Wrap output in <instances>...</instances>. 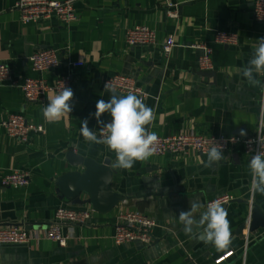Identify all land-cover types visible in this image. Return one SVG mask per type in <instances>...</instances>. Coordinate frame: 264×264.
I'll list each match as a JSON object with an SVG mask.
<instances>
[{
  "label": "crops",
  "instance_id": "obj_1",
  "mask_svg": "<svg viewBox=\"0 0 264 264\" xmlns=\"http://www.w3.org/2000/svg\"><path fill=\"white\" fill-rule=\"evenodd\" d=\"M16 1L0 0V61L17 81L0 85V227L21 224L31 235H43L53 223L54 210L68 205L55 193L54 181L64 172L83 169L68 163V150L96 160L110 156L113 186L122 187L128 196L121 205L141 210L155 225L149 245L116 244L113 226L121 205L107 213L92 210L86 224L62 227L66 246L44 237L28 244L2 245L0 264H214L228 251L232 253L220 264H264V231L261 235L256 230L248 233L247 227L244 234L239 231L248 217L251 194L264 211V194L251 188L250 156L234 152L209 164L207 154L190 149L181 155L150 156L130 169L116 168L115 151L87 141L81 133V120L88 118V127L98 135L103 124L89 114L95 112L98 99L110 98L103 81L118 73L131 76L147 92L143 101L152 109L153 119L145 127L159 136L194 132L246 138L259 123L264 126L262 75L254 72L260 83L253 84L241 74L258 38L264 37V22L252 16L253 0H76V17L68 23L55 17L23 23ZM166 1L180 2L176 16L169 14ZM140 24L154 30L156 42L127 45L126 30ZM217 30L236 33L237 44H217ZM169 36L174 46L166 55L161 45ZM199 41L212 49L209 70L199 68L202 51L190 46ZM44 49H56L60 63L38 74L26 57ZM70 61L83 65L72 66ZM38 75L50 84L59 76L70 77L72 111L58 121L49 122L43 115L56 93L28 101L18 85ZM10 113H22L42 124L44 132L30 134L26 143L9 136L1 122ZM101 118L106 122L111 117L102 114ZM14 169L29 172L26 186L2 185V177ZM224 193L233 196L222 205L231 243L218 251L197 238L195 233L202 228L186 234L179 213L189 210L191 201H199L204 207L192 213L198 219L205 203Z\"/></svg>",
  "mask_w": 264,
  "mask_h": 264
},
{
  "label": "built area",
  "instance_id": "obj_2",
  "mask_svg": "<svg viewBox=\"0 0 264 264\" xmlns=\"http://www.w3.org/2000/svg\"><path fill=\"white\" fill-rule=\"evenodd\" d=\"M76 0H17L15 7L19 9L21 20L27 23L31 20L39 18L55 17L62 23H68L75 19ZM180 2L166 1L171 16H176V10ZM253 19L257 22H264V0H253ZM214 40L217 44L233 46L238 42V36L234 32H226L217 30L214 34ZM125 42L127 45H152L156 42V34L150 27L140 24L129 27L125 32ZM174 46V38L169 36L162 43L163 52L168 55ZM192 48H198L202 51L198 60V66L201 70H209L212 68V49L202 42H194L190 45ZM27 60L35 72L38 74L57 67L60 63L59 54L56 49H44L36 51L28 55ZM72 66H82L81 61H70ZM264 86V73H261ZM10 82L17 84L13 78L10 67L0 61V85ZM108 83L112 88L123 91L126 94L134 93L145 99L147 92L136 86L134 78L125 74H114L103 81V86ZM24 98L28 101H42L43 96L47 92L58 94L64 88L72 90V83L68 75H62L50 84L38 75L23 79L18 84ZM111 118H108L110 120ZM6 133L26 143L30 134L43 133L42 124L34 123L26 118L22 113H10L1 122ZM107 134L104 125L98 130V136ZM154 145V153L151 156H158L167 152L181 155L188 150L193 149L198 153L207 154L210 147H219L222 145L224 155L238 152L247 156H253L257 152L264 153V126L257 125L256 131L246 137L240 138L235 134L215 135V134H198L194 132H185L167 136H159ZM106 145V144H105ZM107 146V145H106ZM108 147V146H107ZM109 148V147H108ZM110 149V148H109ZM114 151V150H113ZM30 176L26 170L14 169L10 173L2 177V185L11 187H23L29 183ZM233 199L230 193H224L205 203L215 201L221 205L228 204ZM123 202V201H122ZM121 202V203H122ZM252 202V194L249 203ZM120 203V205H121ZM125 203V202H124ZM124 205V204H123ZM121 209L118 211L116 221L113 226L112 238L116 244L124 242H139L142 245H149L152 241V230L155 225L154 220L137 208ZM92 209L90 207H68L59 205L53 214V223L46 226L43 235L35 233L31 235L27 229L21 224H13L0 227V244H28L32 239L38 240L41 237L46 238L57 244L58 246H66L67 237L63 234L62 227L65 224L84 225L91 216ZM232 251L217 257L214 264H220L227 259Z\"/></svg>",
  "mask_w": 264,
  "mask_h": 264
},
{
  "label": "clouds",
  "instance_id": "obj_3",
  "mask_svg": "<svg viewBox=\"0 0 264 264\" xmlns=\"http://www.w3.org/2000/svg\"><path fill=\"white\" fill-rule=\"evenodd\" d=\"M259 44L254 49V55L249 60V66L242 70V76L250 83L258 84L253 73H264V37L258 38ZM105 89L112 94L108 100L98 99L95 112L89 115L96 119L97 124H103L107 134L98 136L88 127V118L81 120V133L89 142L106 144L116 153L113 167L130 169L136 161H144L154 153L157 134L145 127L153 119L152 109L144 103L138 95L129 92L127 95H117L116 89L108 83ZM73 92L64 88L57 95L50 97L43 109V115L49 122L60 120L66 113L72 111L70 98ZM107 114L111 117L105 122L101 117ZM243 134V132H242ZM224 157L222 145L212 146L207 151V163L219 162ZM252 177L253 191L264 194V153L254 154L248 165ZM204 207L199 201H191L190 209L179 213V220L183 223V230L193 233V228L201 229L195 233L205 244L215 246L219 251L231 243V230L227 219L226 209L218 202H209L206 209L200 213L198 219L192 213Z\"/></svg>",
  "mask_w": 264,
  "mask_h": 264
},
{
  "label": "water",
  "instance_id": "obj_4",
  "mask_svg": "<svg viewBox=\"0 0 264 264\" xmlns=\"http://www.w3.org/2000/svg\"><path fill=\"white\" fill-rule=\"evenodd\" d=\"M65 157L70 165L81 166L83 169L64 172L54 181L55 193L68 203L64 206L82 207L81 205L87 204L95 212L107 213L128 197L122 187L115 189L113 186L114 171L110 156L96 160L85 154H73L68 150ZM250 205L248 217L240 224L239 231L244 234L247 227L248 233L256 230V235H261L264 231V211L253 200V194ZM2 245L7 244H0Z\"/></svg>",
  "mask_w": 264,
  "mask_h": 264
}]
</instances>
